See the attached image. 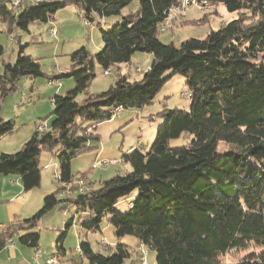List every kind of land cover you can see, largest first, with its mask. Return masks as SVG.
Instances as JSON below:
<instances>
[{"label":"trees","instance_id":"obj_1","mask_svg":"<svg viewBox=\"0 0 264 264\" xmlns=\"http://www.w3.org/2000/svg\"><path fill=\"white\" fill-rule=\"evenodd\" d=\"M197 1L212 4L211 14L216 6H223L236 19L223 22L203 39L189 38L175 47L160 42L158 29L178 0L19 5L16 0H0V23L9 30L28 32L32 23H51L58 10L72 6L84 23L99 29L102 42L94 55L85 47L73 52L69 71L52 77L58 87L60 79H72L73 88L63 96L55 88L49 126L38 130L40 124H35L19 151L0 154V175L18 178L24 192L39 187L42 151L57 159L58 185L72 184L71 160L98 141L97 127L110 121L117 108L142 109L151 104L173 76L184 79L189 99L187 111L158 114L162 123L147 152L134 149L121 156L128 172L89 188L84 195L76 192L58 201L60 188L47 195L30 219L0 230V252L14 236L21 245L37 249L40 234L34 229L39 220L58 202L67 207L73 202L76 213L83 214L84 232H100L103 222L115 230L116 244L107 248V254L94 252L85 240L79 242V255L87 264H125L131 256L122 242L125 236L135 237L145 253L146 248L153 251L155 264H264V0ZM131 4L134 10L124 14ZM17 43L15 62H1V99L15 92L22 78L43 76L39 63L24 54L26 45L19 39ZM135 53L151 55L140 80L119 75L107 91L89 93L96 66L103 73L118 69L129 64ZM82 95L83 101L77 102ZM13 133V121L0 119V140ZM179 138L187 141L170 144ZM220 144L227 150L219 151ZM127 200V211H119L118 203ZM72 220L66 222L60 240ZM246 250L237 262H223L225 256Z\"/></svg>","mask_w":264,"mask_h":264},{"label":"rangeland","instance_id":"obj_2","mask_svg":"<svg viewBox=\"0 0 264 264\" xmlns=\"http://www.w3.org/2000/svg\"><path fill=\"white\" fill-rule=\"evenodd\" d=\"M37 1L60 2L62 0ZM133 10L134 7L131 4L123 13ZM213 10L214 7L210 11H202L196 5H191L186 9L184 17L178 20L173 18V24L166 21L164 32L158 34L160 42L178 47L186 39H203L211 30H218L223 22L236 19V14H230L223 6H219L217 7L219 16L207 15V21L200 22L205 15L203 12L210 13ZM79 13L77 8L67 6L57 11L53 22L32 23L28 27V32L14 30L11 27L9 30L6 24L0 23V45L3 48V54L0 57V74L2 73L1 62H9L10 64L15 62L19 49L18 39L22 45H26L24 54L35 59L43 73V76L38 78H22L18 82L15 92L9 93L5 99L0 98V119L4 122L13 121L14 124V133L0 140V153L19 151L27 137L31 136L32 133L30 132H33L35 124L49 126L53 111L52 99L55 96L51 90L56 88L60 91L59 95L63 96L73 88L72 79H60L61 87L52 81L54 75L65 74L69 71L70 55L81 47H85L91 55L101 50L102 42L99 29L93 28L91 30L87 27L84 21L79 18ZM184 20L188 22V25L180 26ZM52 27L56 28V37L51 35ZM150 63L151 55L135 53L129 64L120 65L118 69H112L110 76L104 75L103 70L96 66V76L90 82L88 91L94 95L107 91L119 75L128 74L131 79L140 80L142 73L149 68ZM187 90L184 79L175 75L161 88L151 104L142 109L122 110L114 120L100 124L96 129L98 141L91 142L87 146L88 151L77 154L71 160V172L75 178L70 185H58L54 179V173H59V169L57 166L55 169L53 165L54 163L57 164V159L47 151H43L39 157L40 184L39 187L28 192L29 195L40 196L43 204L42 194L48 192L47 194L50 195L60 188L57 195L58 201L60 198L68 199L80 189H84L85 192L89 188H98L100 183L110 180L117 174L128 172L130 168L121 162V156L134 149L147 152L154 140L155 131L162 123L161 119H157L158 114L165 110H188ZM182 92L185 95L183 97L181 96ZM83 99V95L79 96L77 102L81 103ZM150 116L154 117L153 121ZM186 141V138H179L170 144L180 146ZM225 150H227V146L220 144L219 151ZM103 160L110 162V164L105 167L95 166L98 161ZM50 161L53 163L51 167L43 168V165ZM128 201L118 203L117 209L126 212ZM77 207L73 202L69 207L58 202L50 212L40 219L34 229L40 234L38 247L42 251L52 249L54 253L59 254L64 259V262L60 259L59 264H87V261L78 253V245L82 240L87 241L94 252L103 255L107 254L108 249L116 244L115 230L106 222H103L100 232H84L81 227L82 221H80L83 214L76 213ZM71 219H73L71 226L66 229V235L60 240L62 232L65 231L66 222ZM123 239L129 241L128 244H125L129 247L131 255L125 264H132V262L134 264H155L153 251L146 248V256L135 237L125 236ZM107 241H114V245ZM12 242L21 246L18 236H14ZM102 242L105 245H102ZM60 246L65 251L66 257L62 256ZM139 252L144 257V261H141ZM247 252L248 250L227 255L223 262H237ZM144 253L145 256L142 255Z\"/></svg>","mask_w":264,"mask_h":264},{"label":"crops","instance_id":"obj_3","mask_svg":"<svg viewBox=\"0 0 264 264\" xmlns=\"http://www.w3.org/2000/svg\"><path fill=\"white\" fill-rule=\"evenodd\" d=\"M217 7L219 6L215 7V14L210 13V14H205L203 16V18H205L204 21H207V15L208 16L210 15L219 16ZM189 24H192V23H189ZM184 25H188V22L185 20L183 21V24L180 26H184ZM51 91L53 94L57 92L60 93L59 90H57L56 92L55 89H52ZM181 96H184V94H181ZM39 126L41 128H44L45 124L39 125ZM30 133H32V131ZM42 152L40 153V155L42 154ZM52 164L53 163H51L50 161L48 162V164L43 165V168H46V169L50 168ZM53 165L55 166V169H56L57 164L54 163ZM55 175H56V172L54 173V179H55ZM47 193L48 192H46L45 194H42V199H44L48 195ZM41 206H42V200L40 196L34 197L33 195H29L28 192H24L18 178L14 176L0 175V230L6 228V226H9L11 224L30 219L33 215H35L40 210ZM107 242L114 245V241H111V242L107 241ZM122 242L128 244L129 241H127L126 239H122ZM102 245H104L103 242H102ZM37 248L40 250L41 260L49 256H58L61 259V261L64 262V259L60 257L59 254L54 253L52 249L42 251L39 247ZM60 249L62 250V256L66 257L65 251L62 249L61 246H60ZM34 251H35L34 248L27 247L24 245L18 246L14 242L10 241V243H8L6 247L0 252V264H34V262L32 261ZM53 254H57V255H53ZM64 264H67V263H64Z\"/></svg>","mask_w":264,"mask_h":264},{"label":"bare ground","instance_id":"obj_4","mask_svg":"<svg viewBox=\"0 0 264 264\" xmlns=\"http://www.w3.org/2000/svg\"><path fill=\"white\" fill-rule=\"evenodd\" d=\"M20 1L21 0H16L15 4H18V2H20ZM189 1L191 2V5H196L202 11H210L214 7L212 4L209 5L206 2H201L200 3L197 0H189ZM187 8H188V0H181V7H171V8L168 9L167 20L169 21V20H172L173 18H182V17H184ZM161 28H163V26ZM54 29L55 28L52 27V29H51V35H52V33H54ZM164 30L165 29L163 28L162 31H164ZM56 35L57 34H55V37H56ZM107 73L110 75L111 74L110 70H108ZM104 75H106V72H104ZM120 110H121L120 108H117L114 112H120ZM55 178H56V176H55ZM83 190L84 189H82L80 191H77V193L83 194V193H86V192L89 191V189H87L85 192ZM141 249H142V246H141ZM78 253L80 254V251L79 250H78ZM142 255L145 256V253L142 254ZM51 259H52V263L51 264H59L60 263L59 262L60 261V258L58 256H51ZM142 263H144V262H142Z\"/></svg>","mask_w":264,"mask_h":264},{"label":"built area","instance_id":"obj_5","mask_svg":"<svg viewBox=\"0 0 264 264\" xmlns=\"http://www.w3.org/2000/svg\"><path fill=\"white\" fill-rule=\"evenodd\" d=\"M25 1H28L29 3H35L37 2V0H21L20 2H18V4H15V5H19ZM191 6V2L188 0V7ZM171 7H181V0H178V2L174 5H171L169 8ZM168 13V12H167ZM79 18H82V15L79 14ZM85 25L87 27H89L90 29L94 28L92 27V25H90L89 23L85 22ZM163 28H166V25H163ZM163 28H159V32H162V29ZM55 34H57V31H56V28L54 29V33H52V37H55ZM106 76H110L107 71H106ZM122 110H120L121 112ZM120 112H113L112 113V116L110 118V120H114L116 116H118V114ZM45 128V127H44ZM44 128H41L39 127L38 130H43ZM108 164H110V162L106 161V160H103V161H98L97 164H95V166H101V167H105L107 166ZM82 190V189H80ZM105 245V244H104ZM139 256L141 257V261H144V257L141 256V253L139 252ZM32 261L34 262V264H51L52 263V259H51V256L49 257H46L45 259L41 260V253H40V250L37 248L35 249L34 251V254H33V258H32Z\"/></svg>","mask_w":264,"mask_h":264}]
</instances>
